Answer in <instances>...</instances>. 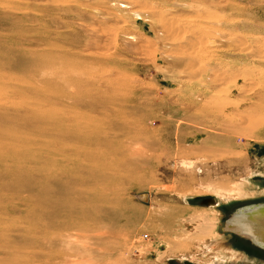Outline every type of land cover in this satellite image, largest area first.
Returning <instances> with one entry per match:
<instances>
[{
	"label": "rangeland",
	"instance_id": "1",
	"mask_svg": "<svg viewBox=\"0 0 264 264\" xmlns=\"http://www.w3.org/2000/svg\"><path fill=\"white\" fill-rule=\"evenodd\" d=\"M262 203L264 0H0V264H264Z\"/></svg>",
	"mask_w": 264,
	"mask_h": 264
},
{
	"label": "bare ground",
	"instance_id": "2",
	"mask_svg": "<svg viewBox=\"0 0 264 264\" xmlns=\"http://www.w3.org/2000/svg\"><path fill=\"white\" fill-rule=\"evenodd\" d=\"M223 231L242 237L264 251V203L249 205L235 211L225 222ZM239 256L241 260L246 257L243 254Z\"/></svg>",
	"mask_w": 264,
	"mask_h": 264
},
{
	"label": "water",
	"instance_id": "3",
	"mask_svg": "<svg viewBox=\"0 0 264 264\" xmlns=\"http://www.w3.org/2000/svg\"><path fill=\"white\" fill-rule=\"evenodd\" d=\"M243 212H246V211H243Z\"/></svg>",
	"mask_w": 264,
	"mask_h": 264
}]
</instances>
